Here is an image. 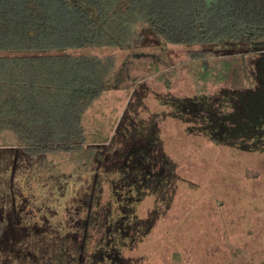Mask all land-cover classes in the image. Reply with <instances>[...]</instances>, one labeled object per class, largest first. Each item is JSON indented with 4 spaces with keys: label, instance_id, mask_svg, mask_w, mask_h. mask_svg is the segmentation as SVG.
<instances>
[{
    "label": "rangeland",
    "instance_id": "374dc122",
    "mask_svg": "<svg viewBox=\"0 0 264 264\" xmlns=\"http://www.w3.org/2000/svg\"><path fill=\"white\" fill-rule=\"evenodd\" d=\"M203 48L212 70L219 72L222 61L230 62L227 81L215 82L213 75L204 81L199 78V64L189 54L202 48H162L150 34L131 50L85 52L113 57L119 88L103 93L86 112V142L81 151L44 156L35 162V171L25 169L19 175L15 167H20L23 157L10 160L0 152V220L5 226L11 214L16 222L8 237L0 239V264H94L88 259L83 262L86 256H94V210L86 213L85 208L88 203L94 205L95 185L105 177L94 165V147L108 144L116 128L127 118L134 120L137 112L145 119L143 127L155 118L154 152L157 146L162 149L173 162L177 179L170 206L153 218L148 234L141 242H133L135 248L121 252L123 258L133 264H264V50L257 54L228 45ZM234 89H241L239 97L250 98H239L240 108L234 109L230 99L222 98L221 119L232 127L223 138L225 145L193 131L197 124L171 115L170 104L176 99L204 96L209 101ZM196 108L200 117L204 110L200 105ZM130 141L124 144L130 159L146 151L142 144ZM117 146L123 148L122 142ZM151 151L150 147L147 153ZM106 165L102 186L107 196L116 189L113 182L122 167L110 161ZM136 174L127 177L141 175ZM149 191L132 204L139 219L150 217L155 207ZM117 204L122 205V200ZM84 220L92 223L88 222L85 233ZM74 237L85 245L84 253L79 244H73Z\"/></svg>",
    "mask_w": 264,
    "mask_h": 264
},
{
    "label": "trees",
    "instance_id": "16d2710c",
    "mask_svg": "<svg viewBox=\"0 0 264 264\" xmlns=\"http://www.w3.org/2000/svg\"><path fill=\"white\" fill-rule=\"evenodd\" d=\"M146 34L162 48H202L189 54L199 64L197 75L202 81L213 75L215 82H224L231 73L230 62L222 61L219 72L212 70L203 47L228 45L242 52L261 53L264 0H0V152L10 160L23 157L18 162L20 167H15L16 175L25 169L34 170L35 162L44 156L81 151L86 142V112L103 93L119 88L113 57L85 52L101 48L131 50ZM240 90H226L209 101L204 96L176 99L170 104L171 115L197 124L192 126L193 131L214 144H224L223 138L232 127L222 121L219 107L224 98L231 100L233 109L240 108L242 100L250 98L239 97ZM198 105L204 110L200 117H196L201 112ZM137 106L142 108L139 101ZM215 119L218 123L209 125ZM141 120L145 119L137 112L134 120H126L133 129L126 123L119 125L108 144L94 147V165L104 171L105 177L97 186L94 180L95 203L85 208L86 213L94 210V218L90 217L94 220V256L84 257V263L88 259L94 264H133L121 252L143 240L153 218H158L173 199L175 166L159 146L154 152L157 139L152 135L156 138L158 132L155 118L146 127ZM127 140L142 144L146 151L130 159L124 148ZM118 142L123 148L117 146ZM109 161L122 170L113 182L116 189L106 196L102 184ZM136 173L141 175L134 177ZM129 174L134 176L127 177ZM147 191L155 207L144 220L139 219L132 204L142 201ZM119 200L122 205L118 207ZM9 219L7 227L0 220V239L7 238L16 226L13 215ZM88 222H82L84 233L92 224ZM73 244H79L81 253L85 252V245L76 237Z\"/></svg>",
    "mask_w": 264,
    "mask_h": 264
}]
</instances>
